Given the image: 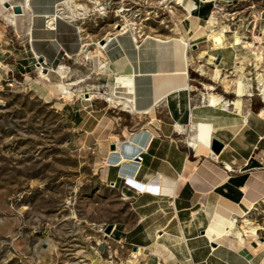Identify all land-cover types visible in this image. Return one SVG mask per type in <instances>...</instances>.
I'll list each match as a JSON object with an SVG mask.
<instances>
[{"label": "rangeland", "instance_id": "374dc122", "mask_svg": "<svg viewBox=\"0 0 264 264\" xmlns=\"http://www.w3.org/2000/svg\"><path fill=\"white\" fill-rule=\"evenodd\" d=\"M7 1L14 5L21 0H0V18L11 22L0 23L2 43L22 61L29 55L25 50V23L15 26L18 13L6 6ZM253 1L258 4L260 0L217 3L214 9L219 11L218 23H205L207 35L211 27L225 25L230 28L226 33L231 40V36H237L252 41L254 33L262 30L259 13L250 11ZM72 5L84 8L73 12L64 4L61 16L80 26L79 53L50 67L34 56L32 66L22 70L6 67L0 77V264H144L134 256L131 245H121L114 239L135 222L136 213L124 198L123 183L114 185L101 174L108 141L123 139L128 130L141 128V120L123 104L101 95H85L89 97L87 92L91 90L110 93L114 88L124 93L125 88L97 54L100 48L96 42L106 33L121 29L119 23L133 21L135 30L142 34L180 35L178 22L185 8L177 0H75ZM207 35L195 39L197 44L191 49L196 77L210 92L237 97L234 84L212 76L219 67L232 79L240 76L235 62L226 67L217 57L221 49L233 50L234 55L237 50L230 43L212 46ZM259 43L242 53L250 56L252 49L261 50L263 44ZM11 58L14 55L7 62ZM253 59L252 63L245 62L253 93L244 98L260 109L264 98L257 71H264V66L257 69L254 55ZM60 65L64 74L59 71ZM200 65L206 72L199 69ZM62 83H73L71 96L65 94ZM209 83L214 86L209 87ZM103 117L110 118V125L93 130ZM235 215V227L234 218L221 215L223 229L244 232V219L248 218L261 227L258 240L264 241V202ZM110 223L113 228L107 232Z\"/></svg>", "mask_w": 264, "mask_h": 264}, {"label": "crops", "instance_id": "0c3cea01", "mask_svg": "<svg viewBox=\"0 0 264 264\" xmlns=\"http://www.w3.org/2000/svg\"><path fill=\"white\" fill-rule=\"evenodd\" d=\"M41 1L15 2L24 8L14 19L15 26L25 23L29 55L22 61L15 59L10 47H4L0 32V77L6 67L32 66L34 56L43 57L50 67L79 53L77 22L59 15L52 22L49 18L63 0ZM223 1L183 0L180 35L139 34L131 26L104 35L108 40L102 61L116 82L127 84L124 100L130 97L142 127L128 130L123 139L108 141L101 174L110 183H123L124 198L136 213L135 222L114 239L131 245L144 264H264V241L242 231L238 234L234 228L229 233L221 222L223 213L237 218L235 214L264 202V106H251L245 94L228 98L216 91L237 104L210 102V91L197 79L187 55L194 56V40L207 35L205 23L217 11L214 6ZM253 4L250 11L259 13L262 27L254 37L264 43V0ZM0 23L11 22L0 18ZM235 48V55L233 50L218 51L220 63L231 67L235 62L237 68L242 60L253 61L255 49L246 56L245 48ZM11 55L14 58L7 62ZM110 121L101 118L93 130L100 131ZM214 138L222 142L219 151L213 149ZM113 142L115 148L110 146ZM142 149L143 159L138 162L135 155Z\"/></svg>", "mask_w": 264, "mask_h": 264}, {"label": "bare ground", "instance_id": "6f19581e", "mask_svg": "<svg viewBox=\"0 0 264 264\" xmlns=\"http://www.w3.org/2000/svg\"><path fill=\"white\" fill-rule=\"evenodd\" d=\"M73 1H75V0H63L61 2V4H59L58 11L55 14L49 16L50 21L52 22L55 19L56 15H62L64 13V8L62 7V5H64V4L69 6L72 9L73 12H75V10H77L78 8H84V5H76V7H74L72 5ZM177 1H178V3H182L183 2V0H177ZM26 3H27V5H29L30 4V0H26ZM7 7L13 8V4H11L10 6H7ZM186 8L190 9V5L186 6ZM14 12L17 13L15 10H14ZM14 12H13V14H15ZM217 12H219V11H215V13L213 14L212 18L209 21V25H215L216 23H218L217 16H216ZM50 24H52V23H50ZM121 25H122V27L124 29H127L130 26L132 28H135L134 27L135 22H133V21L132 22L127 21L126 23H122ZM229 30H230L229 26H225V25L223 27H221L220 29H216V28L211 27L209 29V32H208V35H207V37H208L207 40L211 41L213 43L212 46H215V47H223V46H226L228 43H230L234 47H243V48H248L250 46L255 47L256 42L261 40V39L259 40V38L253 37L252 41H250V42L246 41L245 42L241 38L233 37V36H231V37H233L232 40H231L230 37H228L227 33H226ZM187 43H189V42H187ZM96 44L100 48V50H99V52L97 54L98 55H103L102 48L104 47L105 43H103L102 41H97ZM204 51H205L204 54H206L207 50H204ZM187 55H188V61L191 62V55L190 54H187ZM253 55H254V58H255V62L254 63H255V66L257 67V69L259 67H261V66H264V64H263L264 63V46H262V50H256L255 49ZM249 59L247 58L246 60H242L240 63H238V66H237V68L235 70H237V72H238V74H240V76L238 78H236V79L230 78L229 75L226 74V73L224 75L223 71L220 68L214 69V71L212 73V76H213L214 79H219V81L221 79L223 82L228 81V82H230V84H234V89L233 90H234L235 93H237L239 95L252 94L253 92H252V89H251V85L249 83H247L248 79H246V77H245L247 75V74L245 75V68H246L245 62L252 63V61L250 62ZM199 69H201L202 72H206L204 70V65H200ZM262 69H264V67ZM59 71L61 72V74L65 73L63 65L59 66ZM233 72H234V70L231 71V73H233ZM248 78H249V80L251 79V77L249 75H248ZM257 78H259V82H260V84L258 86L259 90H260V94L264 98V71L259 70V73L257 74ZM117 82H119L125 89L127 88V84L124 81L118 80ZM71 84H73V83H62V89L64 90L65 94L68 95V96H71L73 94V88L71 87ZM260 86H261V88H260ZM209 87H213V86L209 85ZM87 93L90 94V96L88 97L87 95H85L86 98H94L97 95L105 96L107 98V100H109L110 102L115 103V104H123L128 111H131V112L135 111L134 107L130 104V97L127 95V98H126L127 101H125L126 99L124 100V96H123L125 94L124 93L120 94L116 88L112 89L110 93L109 92H102V91H92V90L87 92ZM208 98H209L210 102L215 103V104L221 103V102L225 103L227 105H229V104L236 105L237 104V100L236 99L231 102L230 100L224 99V97L222 95L217 94L215 92H209L208 93ZM114 153L115 152H113V154ZM114 161H116V160H114ZM121 161H123V160H121ZM130 180L131 179H129V181ZM244 220H245V223H246V228L244 229V232L247 233V234H251V235L259 237L258 230L261 227L255 225L248 218H245ZM237 221H238V219H236V218L233 219V227L236 226ZM208 234L210 235V230H209ZM238 234H240V232H238Z\"/></svg>", "mask_w": 264, "mask_h": 264}, {"label": "water", "instance_id": "95a60500", "mask_svg": "<svg viewBox=\"0 0 264 264\" xmlns=\"http://www.w3.org/2000/svg\"><path fill=\"white\" fill-rule=\"evenodd\" d=\"M6 5L7 6H10L11 5V2L10 1H7L6 2ZM13 9L17 12V13H23L24 12V8L21 4L19 3H16L13 5ZM118 28H121V24L119 23L118 25ZM103 43L106 42V39L103 37L100 39ZM218 58H221V54L218 55ZM43 61V57H39V62H42ZM117 146V143L116 142H113L111 144V147L112 148H115ZM212 146H213V149H215L216 151H219L221 148H222V142L219 141L218 139L214 138L213 139V143H212ZM113 228V223H110L108 226H107V232H110Z\"/></svg>", "mask_w": 264, "mask_h": 264}, {"label": "built area", "instance_id": "2783aa9c", "mask_svg": "<svg viewBox=\"0 0 264 264\" xmlns=\"http://www.w3.org/2000/svg\"><path fill=\"white\" fill-rule=\"evenodd\" d=\"M228 3H232L233 2V0H226ZM216 6V5H215ZM214 10V9H213ZM59 16H61V15H59ZM55 18H57V15H56V17ZM47 23H48V20H47ZM128 29V28H127ZM127 29H124L123 27H122V25H121V29L120 30H127ZM138 33H139V30H138ZM139 34H141V33H139ZM107 38H106V42H107ZM106 42H105V45H106ZM258 42H260V41H257L256 43H258ZM261 43V42H260ZM259 43V44H260ZM262 44H264V43H262ZM104 45V46H105ZM192 46H193V43H191L190 41H189V43H187V48L188 49H191L192 48ZM262 50V49H261ZM218 57V56H217ZM43 62V61H42ZM40 64H41V62H39ZM44 64H45V62H43ZM131 103L133 104V100L131 99ZM134 105V104H133ZM135 107V106H134ZM143 150L144 149H142V150H140L137 154H136V156H135V158L137 159V161H140V160H142L143 159ZM112 184H116L115 182H113Z\"/></svg>", "mask_w": 264, "mask_h": 264}]
</instances>
